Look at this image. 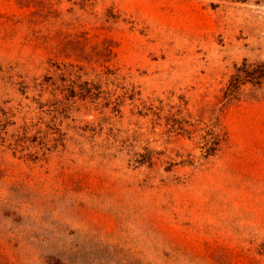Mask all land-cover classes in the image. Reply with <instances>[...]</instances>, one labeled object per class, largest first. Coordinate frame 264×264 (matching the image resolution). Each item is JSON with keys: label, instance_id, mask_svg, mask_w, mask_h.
I'll return each mask as SVG.
<instances>
[{"label": "rangeland", "instance_id": "1", "mask_svg": "<svg viewBox=\"0 0 264 264\" xmlns=\"http://www.w3.org/2000/svg\"><path fill=\"white\" fill-rule=\"evenodd\" d=\"M57 247L264 264V0H0V264Z\"/></svg>", "mask_w": 264, "mask_h": 264}, {"label": "trees", "instance_id": "2", "mask_svg": "<svg viewBox=\"0 0 264 264\" xmlns=\"http://www.w3.org/2000/svg\"><path fill=\"white\" fill-rule=\"evenodd\" d=\"M28 6V5H27ZM41 12H45V14H53V12H55V10H52L51 6L50 7H44L41 10H39ZM57 17V14L54 16ZM86 33L85 32H81L80 36H78V38L76 39V44H82V43H86L87 39H86ZM92 52H94V56H96L98 59H101L102 62H105L108 58V56L112 53L111 50V46L109 44H107L106 42H102L100 45H93L92 46ZM74 55V54H73ZM80 55H83L82 52ZM79 59H83L82 56L78 57ZM256 77L255 79H259L260 76H254ZM213 150H211L210 152H208V155L211 154ZM56 250L58 251L55 254H50V255H45V256H41V259L43 261L44 264H68L66 258H64L62 252V247H57Z\"/></svg>", "mask_w": 264, "mask_h": 264}]
</instances>
